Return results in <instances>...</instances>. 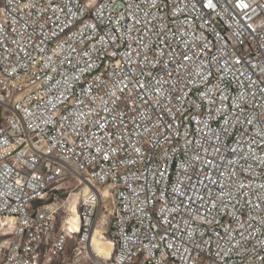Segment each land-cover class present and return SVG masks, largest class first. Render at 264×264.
Segmentation results:
<instances>
[{
	"label": "built area",
	"instance_id": "2783aa9c",
	"mask_svg": "<svg viewBox=\"0 0 264 264\" xmlns=\"http://www.w3.org/2000/svg\"><path fill=\"white\" fill-rule=\"evenodd\" d=\"M11 217L0 264H264V0H0Z\"/></svg>",
	"mask_w": 264,
	"mask_h": 264
},
{
	"label": "rangeland",
	"instance_id": "374dc122",
	"mask_svg": "<svg viewBox=\"0 0 264 264\" xmlns=\"http://www.w3.org/2000/svg\"><path fill=\"white\" fill-rule=\"evenodd\" d=\"M74 172L75 171L71 169L70 171L71 175L65 180H63L58 185V190H55V192L58 193L60 198L62 199L60 201L62 204L65 203V205L69 207H71V205L73 204V208L71 210H74L75 212L74 216L76 217L74 220H76V223H78L77 221L79 219L78 210L80 209V202H81V199H79L78 197H81L80 192H81V189L84 187V185L81 182L83 181V178L78 173L76 172L74 173ZM59 228H60V225H57V229ZM76 228L79 229L80 226L77 225ZM100 240H103L108 246L112 245V243L109 242L108 238H106L103 235L97 236L96 242ZM73 243L74 241L69 243L67 254L62 256V258L59 259L55 264H70L71 263L70 258L73 257V248H74ZM94 250H96L95 245H94ZM100 257H102V255H100ZM112 257L113 255H110V254L106 255L107 259H111Z\"/></svg>",
	"mask_w": 264,
	"mask_h": 264
},
{
	"label": "bare ground",
	"instance_id": "6f19581e",
	"mask_svg": "<svg viewBox=\"0 0 264 264\" xmlns=\"http://www.w3.org/2000/svg\"><path fill=\"white\" fill-rule=\"evenodd\" d=\"M105 194L108 195L107 192ZM78 198L80 199V197H78ZM72 208H73V204L71 205L70 209H72ZM71 212H72L73 215H75L74 210H71ZM78 212H79V215H80V209L78 210ZM70 218H71V216H70ZM23 220H25V217H22L20 219L16 218V217H11L9 219H6V220L2 221V226H0V244H4V243H6L8 241V238H6V237H7L8 233H9V229L4 228L5 225L8 224L9 226H11L12 233L14 234V233H16L18 231V229L16 227V224L18 225L19 224L18 222H22ZM77 221H78L77 224H80V222L82 220L79 218ZM98 224H99V222H98ZM101 235H103V236H105L107 238V235L104 232L103 228L98 226V227H96V231L93 234V241H92V244L90 246L91 251H93L95 253V254H93V258L94 259H100L99 257H100V255H102L103 259L111 261L114 258V255H115V253H114L115 244L110 239H108L109 242L112 243V245H110V246H108L103 240H100V241L96 242L97 236H101ZM94 245L96 247V250H94ZM107 254L113 255V257L111 259H107L106 258Z\"/></svg>",
	"mask_w": 264,
	"mask_h": 264
}]
</instances>
